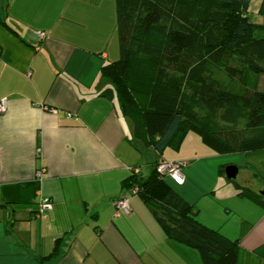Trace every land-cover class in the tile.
Wrapping results in <instances>:
<instances>
[{
	"label": "crops",
	"instance_id": "obj_1",
	"mask_svg": "<svg viewBox=\"0 0 264 264\" xmlns=\"http://www.w3.org/2000/svg\"><path fill=\"white\" fill-rule=\"evenodd\" d=\"M119 58L116 0H0V264H204L125 188L159 160L185 164L174 191L239 242L237 264H264V150L219 155L190 133L142 154L116 92L103 95L101 68Z\"/></svg>",
	"mask_w": 264,
	"mask_h": 264
},
{
	"label": "trees",
	"instance_id": "obj_2",
	"mask_svg": "<svg viewBox=\"0 0 264 264\" xmlns=\"http://www.w3.org/2000/svg\"><path fill=\"white\" fill-rule=\"evenodd\" d=\"M251 2L116 0L120 58L101 68L110 80L103 95L116 92L142 154L178 151L190 133L219 155L264 150V23ZM257 15L264 18V0ZM162 161L133 170L125 188L134 195L137 187L166 234L204 264H237L239 242L199 221L157 172Z\"/></svg>",
	"mask_w": 264,
	"mask_h": 264
},
{
	"label": "built area",
	"instance_id": "obj_3",
	"mask_svg": "<svg viewBox=\"0 0 264 264\" xmlns=\"http://www.w3.org/2000/svg\"><path fill=\"white\" fill-rule=\"evenodd\" d=\"M39 38L41 40H45L48 38V35L45 32H37ZM7 107V101L3 100L0 102V113H3L6 110ZM69 117L71 116L70 114L68 115ZM184 163H172V162H166V161H162L158 167H157V172L166 177L168 180L172 181L174 184L177 185H183L185 182V177L183 175V167H184ZM136 172H138V170L136 169ZM139 191V189L136 187L132 190V193L134 195L137 194V192ZM116 206L119 210H122L123 212L129 214L130 213V198L124 197L119 199L116 202ZM52 207L51 203L49 202V200H43L42 203V209H50Z\"/></svg>",
	"mask_w": 264,
	"mask_h": 264
},
{
	"label": "water",
	"instance_id": "obj_4",
	"mask_svg": "<svg viewBox=\"0 0 264 264\" xmlns=\"http://www.w3.org/2000/svg\"><path fill=\"white\" fill-rule=\"evenodd\" d=\"M239 173V168L235 165H228L225 169L226 177L229 180H234ZM264 196V190L260 192Z\"/></svg>",
	"mask_w": 264,
	"mask_h": 264
},
{
	"label": "rangeland",
	"instance_id": "obj_5",
	"mask_svg": "<svg viewBox=\"0 0 264 264\" xmlns=\"http://www.w3.org/2000/svg\"><path fill=\"white\" fill-rule=\"evenodd\" d=\"M253 19L255 20L254 17H253ZM262 19L264 20L263 17H262ZM258 20H259V19H258ZM263 23H264V22H263ZM260 83H261V88L264 90V76L262 77ZM258 89H259V87H258ZM194 135H195V134H194ZM168 152H169V153H175L176 151H174V150H170V149H169ZM168 152H167V153H168ZM233 181H234V180H233ZM169 183H172V181L169 180Z\"/></svg>",
	"mask_w": 264,
	"mask_h": 264
}]
</instances>
